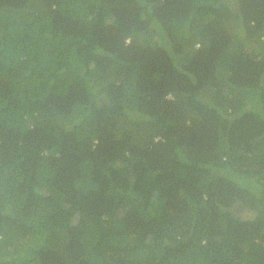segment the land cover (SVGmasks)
<instances>
[{"label":"trees","instance_id":"1","mask_svg":"<svg viewBox=\"0 0 264 264\" xmlns=\"http://www.w3.org/2000/svg\"><path fill=\"white\" fill-rule=\"evenodd\" d=\"M0 264H264V0H0Z\"/></svg>","mask_w":264,"mask_h":264}]
</instances>
